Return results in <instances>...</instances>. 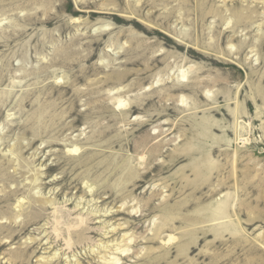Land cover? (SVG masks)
<instances>
[{
  "label": "rangeland",
  "instance_id": "obj_1",
  "mask_svg": "<svg viewBox=\"0 0 264 264\" xmlns=\"http://www.w3.org/2000/svg\"><path fill=\"white\" fill-rule=\"evenodd\" d=\"M263 160L264 0H0V264H264Z\"/></svg>",
  "mask_w": 264,
  "mask_h": 264
},
{
  "label": "bare ground",
  "instance_id": "obj_2",
  "mask_svg": "<svg viewBox=\"0 0 264 264\" xmlns=\"http://www.w3.org/2000/svg\"><path fill=\"white\" fill-rule=\"evenodd\" d=\"M238 12V11H237ZM237 16L236 17H238V18H240V17H242V14H241V12H238L237 14H236ZM243 46V45H242ZM258 51V50H257ZM183 74V73H182ZM184 75V74H183ZM183 75H182V77H183ZM253 76V75H252ZM261 77V76H260ZM259 77V78H260ZM262 78H263V76H262ZM213 81V80H212ZM220 81H221V79H220ZM182 82V81H181ZM206 82V81H205ZM213 84V83H212ZM184 86V85H183ZM252 89V88H251ZM227 91V90H226ZM259 92V91H258ZM255 93H257L256 91H255ZM166 94V93H165ZM164 94V95H165ZM217 94V93H216ZM259 94V93H258ZM253 97V96H252ZM207 99V98H206ZM263 98H261V100H262ZM181 100V99H180ZM252 100H254V98H252ZM182 101V100H181ZM206 101V100H205ZM263 101V100H262ZM212 103V102H211ZM138 105V104H137ZM177 106V105H176ZM214 108V107H213ZM212 108V112H214V110L215 109H213ZM242 108V107H241ZM228 111V110H227ZM235 111V110H234ZM232 112V113H231ZM238 113V109H237V111H235V112H233V111H228V115H235V114H237ZM223 115H226V114H223ZM187 119V118H186ZM189 121V120H188ZM213 122V121H212ZM212 122H209V123H207V124H205V127H203V129H202V131H203V137H204V135H205V138L207 139V137H208V133H206V131H207V129H211V130H215V128L213 127V123ZM225 132V131H224ZM229 133V132H228ZM158 136V135H157ZM157 136H151V138H156ZM212 137V136H211ZM149 138V137H148ZM212 140H216L214 137H212ZM155 142V141H154ZM159 144H162V148H164V143L163 142H159ZM159 144H156V145H154L153 146V148H157V146H159ZM205 145H207L206 143H205ZM182 146H183V144L181 145H179V146H176L174 149V152H177V153H179L178 151L182 148ZM147 148V147H146ZM162 148H160V149H162ZM211 148L208 146L207 148H206V151L208 152L209 150H210ZM75 150V149H74ZM189 150H192V149H190V147L189 148H184V155L191 161V162H194V161H196V159L197 160H199L200 159V157H201V155L200 154H198L197 153V157H195V153L193 152V151H190V152H188ZM162 151V150H161ZM167 151V150H166ZM181 151V150H180ZM151 152V151H150ZM153 152H155V151H153ZM156 152H158V151H156ZM155 152V153H156ZM226 152V151H225ZM149 153V152H148ZM160 153H164V152H160ZM153 154V153H152ZM170 154V153H169ZM173 154V153H172ZM236 154V153H235ZM153 157V156H152ZM156 157V156H155ZM154 158V157H153ZM175 159L177 158V155L174 157ZM169 160H170V158H169ZM264 161V160H263ZM146 162V161H145ZM204 163H205V166H206V176L207 177H209V173H210V169H211V167H212V165L214 164V162L211 160V159H209L208 158V161H203ZM254 163V162H253ZM256 163H258V162H256ZM145 164V163H144ZM146 164H147V162H146ZM163 164V163H162ZM161 164V165H162ZM255 164V163H254ZM147 166H148V164H147ZM158 166V165H157ZM156 166V167H157ZM169 166H171V165H169ZM254 167H255V165H253ZM145 168V167H144ZM149 168V167H148ZM153 168V167H152ZM158 168H160V169H164L165 168V166L164 165H162V166H159ZM249 168H251V167H249ZM263 168H264V166H263ZM260 169H262V168H260ZM153 170V169H152ZM252 170H253V167H252ZM131 171H132V169H131ZM147 171V170H146ZM129 172V171H128ZM251 172V171H250ZM147 173V172H146ZM151 173V172H150ZM145 175V174H144ZM131 176V175H130ZM133 178H135V177H133ZM138 178V177H137ZM262 180H263V178H262ZM89 186V185H88ZM256 185H254L253 183L251 184V186L249 185V189H255V188H257V187H255ZM261 186V185H260ZM133 188H135V186L133 187ZM91 189V188H90ZM258 189H261L260 187L258 188ZM255 190H257V189H255ZM15 192V191H14ZM262 192H264V184H263V186H262ZM36 201V200H35ZM166 201V200H165ZM149 204V203H148ZM182 204H183V202H182ZM20 205V204H19ZM151 205V204H150ZM223 206L224 207V205H225V201H223V202H221L220 201V203H217V206H215V207H213L212 209H211V211L213 212V213H215L216 211H218V213H219V215H223V214H220L221 212H224V209L221 207V206ZM226 206V205H225ZM15 207H18V205L17 206H15ZM19 208V207H18ZM17 208V209H18ZM201 208V207H200ZM172 207L171 206H167V207H165L164 208V218H165V220H169V221H172L171 219H173V218H171L172 216H170V214H171V212L170 211H172L173 209H175V207L172 209ZM34 210V209H33ZM36 211V210H35ZM109 211V210H108ZM29 213V212H28ZM217 213V214H218ZM226 213V212H225ZM34 214V213H33ZM34 216H36V215H34ZM36 218V217H35ZM35 220V219H34ZM27 221V220H26ZM31 221V220H30ZM76 222V221H75ZM31 223V222H30ZM51 223V222H50ZM55 225L53 226V231H55V232H57L59 229H58V224H60L59 223V221L55 218V220H54V222H53ZM77 223L78 224H81V225H86L87 226V224L89 223V222H86V221H84L83 222V218H79V220H77ZM87 223V224H86ZM20 226V225H19ZM23 226V225H22ZM75 226H77V225H75ZM80 227V226H79ZM163 227H164V224H163ZM166 227V226H165ZM70 228H72V226L71 225H68V227L66 228L67 229V232H69V231H73L74 229H70ZM75 228V227H74ZM119 228V227H118ZM3 229H5V230H7V231H9V234H10V236H8V238L9 239H11V237L13 236V234L16 232V228H11V226H10V228L9 227H7V226H4V225H0V230L2 231ZM82 229V228H81ZM84 229H86L85 227H84ZM84 229H83V231H84ZM78 230V228L77 229H75L74 231H77ZM108 230V229H107ZM115 230H116V228H112V229H110V231H104L103 232V234L104 235H106V234H111V237H114V233H115ZM79 231H80V229H79ZM82 231V232H83ZM86 231V230H85ZM81 232V234H83ZM72 233V232H71ZM75 234V233H74ZM117 234V233H116ZM158 234V233H157ZM68 239L65 241V243H66V248H68V247H71V241H72V238H71V236H73V235H71L70 236V234L68 233ZM113 235V236H112ZM130 235H131V233H130ZM154 235H156V233L154 234ZM123 236V239L120 241V242H125V241H127L124 245H120V242L119 243H117L116 241H115V243H113V244H109V241H113L114 239H112V240H109L108 242H101V245H100V247H102V249H107L105 252H108L110 255L111 254H114L112 257L110 256V258H109V261H106V260H104L103 258L104 257H102V259H103V262H102V264H116L119 260H120V257H118V256H122L125 252H128L129 251V244L131 243V238L130 237H125L124 236V234L123 235H121V237ZM129 236V235H128ZM132 237H133V235H131ZM157 237H159V234L158 235H156ZM111 237H109V238H111ZM125 237V238H124ZM7 238V239H8ZM134 238V237H133ZM4 239V238H3ZM2 239V240H3ZM8 239V240H9ZM35 239H37V238H35ZM76 239V238H75ZM79 239V238H78ZM154 239V238H153ZM90 240V239H89ZM128 240H130V241H128ZM1 241V240H0ZM135 241V240H134ZM6 242V241H5ZM10 242V241H9ZM8 242V243H9ZM75 242H78V241H75ZM37 243V247L36 248H38V246L40 245V242H36ZM1 244H3V243H1L0 242V245ZM49 245V244H48ZM99 247V246H98ZM41 248V247H40ZM49 248V247H48ZM45 249H47V248H45ZM112 251V252H111ZM115 251V252H114ZM13 252V251H12ZM28 252V250H20V251H18V252H15V256L17 255V256H22V257H26V255L28 254L27 253ZM33 252H35V250H33L32 251V253ZM95 252V251H94ZM104 252V251H103ZM111 252V253H110ZM100 253V252H99ZM106 255H107V253H105ZM116 254V255H115ZM103 255V254H102ZM42 256V258H44V256L43 255H41ZM108 256V257H109ZM21 257V258H22ZM106 257V256H105ZM107 257V258H108ZM101 258V257H100ZM101 260V259H100ZM80 262V261H79ZM79 262H77L76 261V264H81V263H79ZM99 263V262H98ZM70 264V263H69ZM101 264V263H100Z\"/></svg>",
  "mask_w": 264,
  "mask_h": 264
}]
</instances>
